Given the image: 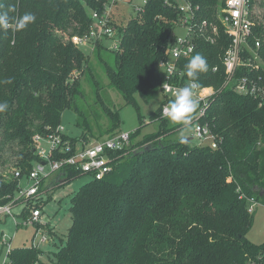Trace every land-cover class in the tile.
<instances>
[{"label":"trees","instance_id":"obj_1","mask_svg":"<svg viewBox=\"0 0 264 264\" xmlns=\"http://www.w3.org/2000/svg\"><path fill=\"white\" fill-rule=\"evenodd\" d=\"M107 1L0 0V12L10 18L26 12L36 17L24 30L15 31L14 19L7 30L0 29V102L8 104L0 113V207L18 192L15 172L28 174L40 161L34 138L56 132L67 110L77 112L83 133L80 139L64 138L73 144L90 142L92 127L78 107L86 99L82 78L109 122L106 135L120 133V110L102 100L92 55L127 105L138 106L137 99L149 104L160 92L165 75L158 66L176 31V4L149 0L125 26L114 23L122 40L120 51L99 42L91 54L84 53L71 39L89 32L93 12L103 13ZM190 1L200 6L203 19L216 23L215 14L225 2ZM260 10L264 12V0L253 7L251 43L262 42L264 74ZM229 44L223 34L214 45L198 41L193 55L202 54L209 66L199 74V87H222V57ZM191 57L178 62L182 83L190 81L185 65ZM164 104L163 99L152 116L158 132L135 143L140 119V129L130 136L129 151L136 152L115 161L108 176L90 180L72 197V225L66 239L53 244V264H264V244L254 245L247 238L252 227L248 199L264 205V106L229 89L218 91L207 111L212 132L223 141L214 150L171 138L183 126L169 127L161 118ZM9 163L11 174L4 175ZM81 177L70 172L62 186ZM242 194L245 198L240 199ZM45 229L51 240L57 238L53 229ZM45 254L32 246L8 255L11 264H43Z\"/></svg>","mask_w":264,"mask_h":264},{"label":"built area","instance_id":"obj_2","mask_svg":"<svg viewBox=\"0 0 264 264\" xmlns=\"http://www.w3.org/2000/svg\"><path fill=\"white\" fill-rule=\"evenodd\" d=\"M258 1L225 0L215 14L216 23L203 19L200 6H195L190 0H173V3L176 4L174 8L179 13L176 30H182L183 33L178 35L175 31L171 44L166 50V59L161 61L158 66L165 75L164 83L160 89L165 101L162 110L175 98V93L180 88L190 83V81L182 83L184 71L180 69L178 62L182 59H189L194 54L198 41L202 40L214 45L220 40L222 34L230 41L228 49L222 57L225 70V81L222 87L219 90L214 87L201 88L199 86L195 89L194 99L198 100L199 108L193 116L192 124L195 129L194 138L199 140V146H209L216 150L223 142L212 132L211 124L207 121L210 102L218 91L229 89L240 95L253 98L261 106H264V74L261 70L263 65L259 52L262 42L256 40L254 45L251 43L253 38L251 15L255 3ZM119 2L120 0H108L103 13L93 12V23L89 32L83 36H73L71 43L86 52L85 48L93 50L99 42L112 41L109 49L120 51L122 40L114 25L112 15L113 9ZM166 3L171 4L172 1L166 0ZM143 7L138 8L137 12H142ZM161 118L167 119L162 115V111ZM64 136L65 134L59 126L53 134L37 135L34 138V150L40 161L33 166L28 174L23 175L20 170L15 172V178L19 179L18 192L8 204L0 207V216L12 217V215L14 216L13 209L21 200L38 197L43 180L56 176L61 180V183H65L70 172L82 177H89L90 180H101L113 171L115 161L123 160L124 157L136 152V150L129 151L131 133L120 132L92 143L80 140L75 144L71 140H66ZM23 181L26 182V185L23 184ZM243 198H245L244 194L240 199ZM248 203V212L253 214L258 201L256 198H249ZM24 225L38 228L33 247L41 248L44 244L51 242V237L43 229L46 224L41 209L32 210L31 214L24 219ZM6 243L7 241H4V244ZM11 251L9 243L8 254ZM245 264H257V262L249 260Z\"/></svg>","mask_w":264,"mask_h":264},{"label":"rangeland","instance_id":"obj_3","mask_svg":"<svg viewBox=\"0 0 264 264\" xmlns=\"http://www.w3.org/2000/svg\"><path fill=\"white\" fill-rule=\"evenodd\" d=\"M147 0H120L119 4L113 9L112 15L114 22L117 25L125 26L132 18L136 17L137 9L143 7ZM179 1V0H177ZM259 13V12H258ZM260 13H264L260 10ZM182 30H176V34H182ZM109 48L112 41H105ZM84 53L91 54L92 49L85 48ZM94 71L99 78L103 90L100 91L102 100L105 101L112 108L120 110L121 133H134L141 127L140 119H142V129L134 139L135 143L141 141L145 136L157 133L159 130V123L152 120L153 114L157 111L162 100L164 99L161 92H159L149 104L143 103L141 99H137L138 106L127 105L123 97L109 86V80L104 73L102 67L99 66L94 56H91ZM83 89L85 91V100H79L78 107L84 113L91 130L93 131L90 142L98 141L108 138L106 129L109 127L107 118L103 115L102 106L97 100V96L92 87L89 86L82 78ZM77 112L67 110L62 117L61 128L65 135L73 139H80L82 130L77 126L80 121ZM168 120V119H167ZM169 127L181 126L180 124L168 120ZM182 134V130L176 135L170 136L177 140ZM195 129L191 125V129L183 131V135L188 139L192 138V145L199 146V140L194 138ZM88 142V143H90ZM12 165L9 163V169L6 167L3 172L4 175L11 174ZM89 177H81L74 180L69 185H64L56 176L43 180L40 185L38 197L23 199L19 202L16 208L13 209L11 216H0V264H11L8 255V247L10 243L11 249L31 248L34 240H36V233L38 228L36 226H25L22 215L31 214L32 210L41 209L45 226L50 227L55 232L57 238L52 239L49 244H44L41 248L46 253L41 257L43 264H53L51 252H56L57 247L53 244L60 245L61 240H65L69 229L72 225L71 199L75 193L87 182ZM26 185V182L23 181ZM28 215V216H29ZM252 215V227L247 236L248 240L254 245L264 244V205L258 204L255 206V212ZM45 226L43 229L46 232ZM4 241H7L4 244Z\"/></svg>","mask_w":264,"mask_h":264},{"label":"clouds","instance_id":"obj_4","mask_svg":"<svg viewBox=\"0 0 264 264\" xmlns=\"http://www.w3.org/2000/svg\"><path fill=\"white\" fill-rule=\"evenodd\" d=\"M10 8L9 11H14ZM14 19L15 31L24 30L30 23H33L36 17L32 13H24L17 18H10L8 12H0V29L7 30ZM208 62L202 54H195L185 65L186 75L190 83L180 88L175 93V98L169 102L162 110V115L169 121L182 125V134L180 135L179 143H187V138L183 135V131L191 129L194 114L199 108L198 100L194 99L196 93L195 89L199 86L196 82L199 74L208 71ZM171 71V69H169ZM4 83H11V81H4ZM8 104L0 102V113L7 110Z\"/></svg>","mask_w":264,"mask_h":264},{"label":"water","instance_id":"obj_5","mask_svg":"<svg viewBox=\"0 0 264 264\" xmlns=\"http://www.w3.org/2000/svg\"><path fill=\"white\" fill-rule=\"evenodd\" d=\"M188 141V143L190 142V141H192V138H190L189 140H187Z\"/></svg>","mask_w":264,"mask_h":264},{"label":"crops","instance_id":"obj_6","mask_svg":"<svg viewBox=\"0 0 264 264\" xmlns=\"http://www.w3.org/2000/svg\"><path fill=\"white\" fill-rule=\"evenodd\" d=\"M189 140V139H188ZM191 142V141H190Z\"/></svg>","mask_w":264,"mask_h":264}]
</instances>
